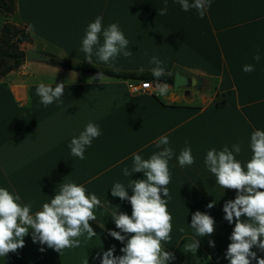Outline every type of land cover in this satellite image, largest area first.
Masks as SVG:
<instances>
[{"label":"crops","instance_id":"1","mask_svg":"<svg viewBox=\"0 0 264 264\" xmlns=\"http://www.w3.org/2000/svg\"><path fill=\"white\" fill-rule=\"evenodd\" d=\"M163 7L164 0H15L13 23L30 34L27 49L74 63L134 72L141 66L151 72L154 65L149 60L155 55L164 61L165 73L179 71L189 79L201 78L203 85L201 89L168 85L165 95L158 94L157 84L134 92L131 85L140 82L104 76L102 82L89 84L96 74L46 62H25L0 79V187L19 193L22 203L31 204L33 215L50 202L63 182L84 185L86 194L95 193L104 205L94 209L97 219L90 221L97 235L91 240L86 233L79 237L80 247L64 249L61 255L34 243L30 230L25 246L0 256V264H83L85 259L100 264L97 253L102 256L113 245L115 255H122L124 244L108 231H119L112 214L120 211L131 216L132 206L113 197L111 188L119 182L128 189L132 179L144 178L143 173L125 176L123 169L131 171L133 153L148 159L159 151L156 143L161 136L169 138L175 153L169 161L167 185L171 239L161 242L162 249L175 254L170 264H185L190 251L186 245L199 239L197 252L191 251L196 264H229L225 253L234 224L223 219V205L235 199L236 190L216 184L204 160L210 149L239 143L236 159L246 165L252 156L251 133L264 130V0H212L203 19L195 9L183 11L175 0H168L167 14L160 16ZM97 16H103L105 28L118 23L132 56L121 54L109 63L95 55L93 64L85 60L82 39ZM257 51L259 61L253 59ZM247 64H254L255 70L244 72ZM40 83L53 87L64 83L63 102L41 104L36 94ZM89 122L98 124L102 135L86 148L81 160L71 155L68 145ZM188 145L195 163L181 168L177 157ZM213 201L215 206L208 209ZM197 210L214 217L213 235L196 236L190 225ZM209 240L215 241V248ZM253 251L264 257L255 247Z\"/></svg>","mask_w":264,"mask_h":264},{"label":"clouds","instance_id":"2","mask_svg":"<svg viewBox=\"0 0 264 264\" xmlns=\"http://www.w3.org/2000/svg\"><path fill=\"white\" fill-rule=\"evenodd\" d=\"M183 11L195 9L199 18L203 19L210 8L212 0H175ZM168 0H164V7L158 10V15L167 14ZM102 38V43H101ZM129 40L121 31L118 23L103 26V16H97L94 22L88 24L85 36L82 39L81 50L86 55V61L93 64V55L104 63L114 62L122 54L132 56L128 50ZM255 61L261 59L259 51L253 56ZM149 63L154 65L151 74L157 80L159 95L168 91L167 84L159 83L165 75L164 61L157 56H151ZM255 70L254 64L243 67L244 72ZM139 71L144 72L143 66ZM104 74L99 72L89 78L87 83L102 82ZM40 103L45 107L59 101L62 103L64 83L56 86L40 83L36 88ZM102 135L100 126L89 122L78 136H73L68 147L73 157L83 160L87 147L93 140ZM169 138L161 136L156 143L159 151L148 159L140 154L133 153L131 171L123 169L125 176L133 173H143L142 179L131 180L128 189L117 182L111 188V195L122 201L130 202L132 214L115 212L112 218L119 231L109 230L108 235L120 241L124 246L120 249L122 255H115L116 246L97 253L100 264H170L176 259L173 252L162 249V241H170L172 231V215L168 211V201L171 199L167 185L171 182L169 161L175 153L169 146ZM187 143V142H186ZM251 159L246 165L236 159L235 154L241 152V144L236 143L231 148L225 145L222 150L215 148L207 151L204 163L215 176V182L224 189L236 190L233 200H227L223 205L225 213L223 219L230 225L234 224L229 237L225 258L229 264H264V257L258 256L255 247L264 253V130H254L250 136ZM181 168L195 163L191 146L183 148L178 157ZM84 185L73 182H63L59 185L50 202L42 206V210L31 214V204L22 203L19 193L11 192L0 187V256L7 257L25 246V237L29 235L34 243L46 245L63 254L64 249L78 248L81 245L79 237L87 234L91 240L97 235L90 224L96 221L94 209L103 207V202L95 193L86 194ZM162 196L164 198H162ZM215 201L207 205L208 209L215 206ZM110 206V203H109ZM216 221L207 212L197 210L191 217V228L197 237H206L215 232ZM180 231H184L183 228ZM209 246L215 248V241L209 240ZM190 251L197 252L200 247L199 239L186 245ZM45 251L44 247L40 248ZM83 264H89L85 259Z\"/></svg>","mask_w":264,"mask_h":264},{"label":"trees","instance_id":"3","mask_svg":"<svg viewBox=\"0 0 264 264\" xmlns=\"http://www.w3.org/2000/svg\"><path fill=\"white\" fill-rule=\"evenodd\" d=\"M15 11V0H0V12L12 14ZM9 32H12L9 35ZM4 38L2 39L3 44H6V49H0V79L5 77L10 72L19 69L25 63V51L18 48L19 44L30 42L31 37L26 29H19L14 25H7L3 30ZM50 65L65 70L77 71L88 74L103 73L105 77L118 80L135 81V82H151L157 84L156 78L153 77L150 71L134 72V71H123L112 68H105L99 66H93L83 63H74L68 60L59 59L52 56ZM159 83L167 84L170 86L174 85V74L165 73L160 78ZM185 264H196L195 258L191 251H188L186 256Z\"/></svg>","mask_w":264,"mask_h":264},{"label":"water","instance_id":"4","mask_svg":"<svg viewBox=\"0 0 264 264\" xmlns=\"http://www.w3.org/2000/svg\"><path fill=\"white\" fill-rule=\"evenodd\" d=\"M51 61H52V57L49 55H45V54L39 53L37 51L31 50V49H27L25 51V62L26 63H30V62L50 63ZM189 85L196 87L197 89H201V87L203 85V80L201 78L189 79L188 77L180 74L179 71H176L175 75H174L173 87L175 89H179V88L187 87Z\"/></svg>","mask_w":264,"mask_h":264},{"label":"rangeland","instance_id":"5","mask_svg":"<svg viewBox=\"0 0 264 264\" xmlns=\"http://www.w3.org/2000/svg\"><path fill=\"white\" fill-rule=\"evenodd\" d=\"M14 13L12 14H7V13H1L0 12V49H6L7 45L6 44H3L2 42V39L4 38V33H3V30H4V27L9 25H14L16 26L17 28H19L20 30L21 29H24L23 26L21 25H18V24H15L13 23L14 22ZM12 32H9V35H11ZM6 39V38H4ZM18 48L21 49V50H27V48H29L27 45H25V43H22V44H19L18 45ZM26 64V63H25Z\"/></svg>","mask_w":264,"mask_h":264},{"label":"built area","instance_id":"6","mask_svg":"<svg viewBox=\"0 0 264 264\" xmlns=\"http://www.w3.org/2000/svg\"><path fill=\"white\" fill-rule=\"evenodd\" d=\"M154 84L151 82H140V83H136L131 85V89L134 92H139V91H148L153 89Z\"/></svg>","mask_w":264,"mask_h":264}]
</instances>
